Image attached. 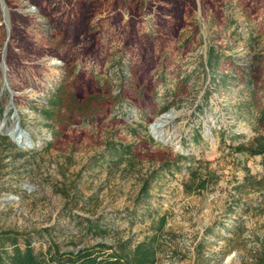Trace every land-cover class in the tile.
Returning a JSON list of instances; mask_svg holds the SVG:
<instances>
[{"label": "rangeland", "instance_id": "rangeland-1", "mask_svg": "<svg viewBox=\"0 0 264 264\" xmlns=\"http://www.w3.org/2000/svg\"><path fill=\"white\" fill-rule=\"evenodd\" d=\"M62 84L90 107L52 127L42 110ZM263 102L264 0H0V233L72 249L100 240L90 218L108 242L143 240L147 202L166 218L156 264H254L264 162L238 148ZM113 144L134 161L112 166Z\"/></svg>", "mask_w": 264, "mask_h": 264}, {"label": "trees", "instance_id": "trees-1", "mask_svg": "<svg viewBox=\"0 0 264 264\" xmlns=\"http://www.w3.org/2000/svg\"><path fill=\"white\" fill-rule=\"evenodd\" d=\"M216 58L210 52L208 65H212ZM90 100L87 102L76 100L73 94H69L65 85H60L49 99L48 104L42 110L45 119L54 127L56 124L72 123L74 117L83 115L84 109L88 110ZM71 119V120H68ZM256 122L258 133L253 137L249 145L239 146L238 151L248 152L251 155H260L264 162V102L258 109ZM59 132V131H56ZM106 156L112 166H119L124 162L132 163L136 153L123 144L109 145ZM184 157L180 156L178 161ZM176 161L175 163H178ZM170 166V164H167ZM167 167L154 170L142 181L140 187V201H147L150 197L153 183ZM141 212L135 211L136 216L149 215L157 228L143 240H135L131 237L124 238L119 233L114 235V240L108 242L105 239L114 232L108 223H101L93 219H86V232L95 238H100L93 244L75 248H62L60 243L54 242L46 250L37 249L32 240L25 234L14 230L0 233V264H156L161 250L160 236L163 233L166 218L159 216L154 219L151 207L148 203L141 202ZM22 240V242H21ZM254 264H264V252L256 257Z\"/></svg>", "mask_w": 264, "mask_h": 264}, {"label": "bare ground", "instance_id": "bare-ground-1", "mask_svg": "<svg viewBox=\"0 0 264 264\" xmlns=\"http://www.w3.org/2000/svg\"><path fill=\"white\" fill-rule=\"evenodd\" d=\"M171 117H172V114H165L164 116H162L155 122L152 129L156 137L160 138L161 136H163L161 132V128L168 122V119H170ZM16 131L12 129L10 133L17 141H20L21 136H22V130L19 128V129H16ZM22 141L23 143H25L26 140L23 139Z\"/></svg>", "mask_w": 264, "mask_h": 264}, {"label": "water", "instance_id": "water-1", "mask_svg": "<svg viewBox=\"0 0 264 264\" xmlns=\"http://www.w3.org/2000/svg\"><path fill=\"white\" fill-rule=\"evenodd\" d=\"M22 132H24V131H22Z\"/></svg>", "mask_w": 264, "mask_h": 264}]
</instances>
